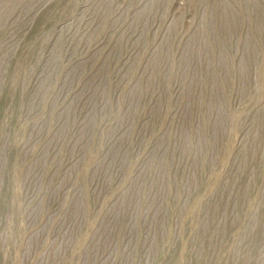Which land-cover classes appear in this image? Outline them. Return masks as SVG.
I'll return each mask as SVG.
<instances>
[{
  "label": "rangeland",
  "instance_id": "1",
  "mask_svg": "<svg viewBox=\"0 0 264 264\" xmlns=\"http://www.w3.org/2000/svg\"><path fill=\"white\" fill-rule=\"evenodd\" d=\"M0 264H264V0H0Z\"/></svg>",
  "mask_w": 264,
  "mask_h": 264
}]
</instances>
